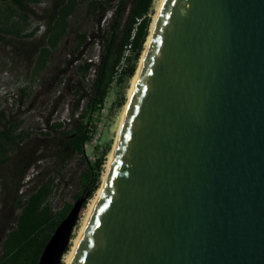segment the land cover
<instances>
[{
  "label": "water",
  "instance_id": "obj_1",
  "mask_svg": "<svg viewBox=\"0 0 264 264\" xmlns=\"http://www.w3.org/2000/svg\"><path fill=\"white\" fill-rule=\"evenodd\" d=\"M147 35L69 264H264V0H162Z\"/></svg>",
  "mask_w": 264,
  "mask_h": 264
},
{
  "label": "trees",
  "instance_id": "obj_2",
  "mask_svg": "<svg viewBox=\"0 0 264 264\" xmlns=\"http://www.w3.org/2000/svg\"><path fill=\"white\" fill-rule=\"evenodd\" d=\"M41 1L0 0V50L12 67L23 63L32 80L39 77L55 103L65 101V114L55 119L47 113L35 130L20 127L19 115L29 107L27 83L18 87L15 108L0 107V264H36L72 203L52 208L49 202L67 163L80 166L73 201L82 195L84 205L98 186L108 146L92 160L85 154L91 115L112 82L124 84L135 73L151 21L152 0H48L37 12ZM31 19H42L43 29L30 27ZM126 44L130 54L117 71ZM56 53L61 57L54 63Z\"/></svg>",
  "mask_w": 264,
  "mask_h": 264
},
{
  "label": "rangeland",
  "instance_id": "obj_3",
  "mask_svg": "<svg viewBox=\"0 0 264 264\" xmlns=\"http://www.w3.org/2000/svg\"><path fill=\"white\" fill-rule=\"evenodd\" d=\"M158 3L159 0H152V6L150 11L151 21L149 24V28L151 27L152 20L156 14ZM47 4L48 0H42L38 4L34 5L35 10L37 12H41L47 7ZM107 13L108 11H106L104 16H108ZM84 24H88V27H90L91 21L84 22ZM34 25H37L38 28L40 25H42V28H40L42 30L44 27L43 20L31 19L29 22V26L31 27ZM95 49L96 48H94L93 50L94 53ZM59 57H61V54L56 53V58L53 59L54 63L59 60ZM138 60L140 59L138 58ZM138 63L139 61H137V64ZM12 64L13 60L8 59L7 56H5L0 50V107H4L5 105H7L12 109L15 108L17 104L18 87L21 84L27 83L30 85L31 88V94L28 96V100L24 104L29 105V107L19 115L21 119L20 127L35 130L38 126H42L41 122H43V117L47 113L51 112V117L55 119L60 118L65 114V101L59 100L55 103L53 100V96L55 95V93L53 94V92L48 91L47 88H44V86H42V84L40 83L41 80L39 77L37 79L32 80V77L26 65H23V63H18L17 65H14L12 67ZM47 70H49V66L46 67L45 70H43L42 74H46ZM136 71L137 69L135 70V73L124 84L112 82L105 96L103 105L101 106V108L98 109V111H94L91 115V125L97 127L99 131L95 142L97 144V148L95 149L94 145L89 144L85 148V154L89 159L92 160L93 157L103 151L106 146L108 147L105 154V161L99 176V184L93 191L91 196L87 198L84 205L81 206L77 214L76 221L71 229L69 241L67 243L68 250H65L66 252L64 251L65 253L63 252L64 254H62L63 256H61V264H66V259L74 245V238L77 237L80 232V229L83 226L84 219L88 212L89 206L92 200L97 195L101 179L103 178L107 170V162L109 160V155L115 143L121 116L125 109V105L127 102L126 99L129 95V90L131 88L133 78L136 75ZM35 92L36 94H34ZM121 94H123L124 97L123 103L117 104L116 101ZM68 95L69 94H66V97H68ZM52 106H54L53 110ZM79 170L80 166L75 160H72L67 163L65 168H63L60 172L62 178L54 179L57 184L53 188L49 198V202L52 208L59 207L64 201L73 202L72 195L78 189L76 180Z\"/></svg>",
  "mask_w": 264,
  "mask_h": 264
},
{
  "label": "built area",
  "instance_id": "obj_4",
  "mask_svg": "<svg viewBox=\"0 0 264 264\" xmlns=\"http://www.w3.org/2000/svg\"><path fill=\"white\" fill-rule=\"evenodd\" d=\"M40 28H42V25L39 26L38 31L41 30ZM129 54H130V46H129V44H126V45L124 46V50H123L122 57H121L119 63L116 65V70H117V71H119V69H120L122 66L125 65V57H126L127 55H129ZM90 128H91V129H90ZM90 128H89V137H88V139H86L85 142L83 143V147H84V149H85L86 146L89 145V144H90V145H95V144H96V143H95V142H96V137H97L99 131H98L97 127H94V125L91 126Z\"/></svg>",
  "mask_w": 264,
  "mask_h": 264
},
{
  "label": "bare ground",
  "instance_id": "obj_5",
  "mask_svg": "<svg viewBox=\"0 0 264 264\" xmlns=\"http://www.w3.org/2000/svg\"><path fill=\"white\" fill-rule=\"evenodd\" d=\"M161 3H162V0H159V3H158V5H157V9H156V14H155V16H154V18H153V20H152V23H151V27H152V24H153V22H154V19H155L156 15H157V12H158V10H159V7H160ZM151 27H150V28H151ZM147 40H148V38H147ZM146 43H147V41H146ZM135 77H136V75H135L134 78H133L132 85H133V83H134ZM132 85H131V88H132ZM131 88H130V90H131ZM130 90H129V93H130ZM125 107H126V105H125ZM124 110H125V109H124ZM123 115H124V111H123L122 116H121V120H120V123H119L118 131H119V128H120V125H121V122H122ZM117 134H118V132H117ZM116 137H117V135H116ZM115 141H116V139H115ZM114 144H115V143H114ZM113 147H114V146H113ZM112 151H113V149H112ZM112 151H111V153H110V155H109V160H108V162H107V169H108V165H109V162H110V159H111V156H112ZM106 171H107V170H106ZM105 173H106V172H105ZM104 175H105V174H104ZM103 177H104V176H103ZM98 191H99V190H98ZM97 193H98V192H97ZM96 196H97V195H96ZM96 196H95V198H96ZM95 198L92 200V202H91V204H90V206H89L88 212H87L86 217H85V219H84L83 226H84V224H85V221H86V219H87V217H88V214H89V212H90V210H91V207H92V205H93V203H94ZM83 226H82V228H83ZM82 228L80 229V232H79V234L77 235V237L74 238V245H73V248H72L71 252L69 253V255H68L67 259H66V264H69V260H70L72 254H73L74 247H75L76 242H77V240H78V238H79V236H80V233H81V231H82ZM64 253H65V252H64ZM64 253H63V254H64ZM62 256H63V255H62Z\"/></svg>",
  "mask_w": 264,
  "mask_h": 264
},
{
  "label": "crops",
  "instance_id": "obj_6",
  "mask_svg": "<svg viewBox=\"0 0 264 264\" xmlns=\"http://www.w3.org/2000/svg\"><path fill=\"white\" fill-rule=\"evenodd\" d=\"M38 31V30H37Z\"/></svg>",
  "mask_w": 264,
  "mask_h": 264
}]
</instances>
